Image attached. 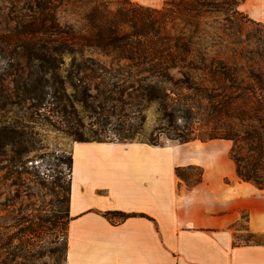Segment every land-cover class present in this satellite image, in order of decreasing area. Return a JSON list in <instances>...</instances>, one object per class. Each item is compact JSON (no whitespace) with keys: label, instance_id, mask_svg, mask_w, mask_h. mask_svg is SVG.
<instances>
[{"label":"trees","instance_id":"1","mask_svg":"<svg viewBox=\"0 0 264 264\" xmlns=\"http://www.w3.org/2000/svg\"><path fill=\"white\" fill-rule=\"evenodd\" d=\"M241 1L163 0L150 8L130 0H23L6 33L35 43L25 48L27 71L10 94L0 89V155L16 139L15 125L1 122L10 97L22 106L35 101L34 109L50 113L49 124L75 143H109L110 136L132 143L141 135L143 113L155 106L157 138L179 145L228 141L237 179L264 190V24L242 40L251 21L238 10ZM75 3H86L84 35L57 21L58 8ZM85 49L106 59L84 55ZM48 66L58 70L53 87L46 86ZM64 67L70 69L59 72ZM73 78L84 89L79 97ZM74 114L79 118L69 117ZM161 140L142 143L163 147ZM64 163L71 175V154ZM181 171L174 169L179 180ZM201 178L202 172L190 189ZM68 181L67 205L71 176Z\"/></svg>","mask_w":264,"mask_h":264},{"label":"crops","instance_id":"2","mask_svg":"<svg viewBox=\"0 0 264 264\" xmlns=\"http://www.w3.org/2000/svg\"><path fill=\"white\" fill-rule=\"evenodd\" d=\"M217 142L219 152L206 143H74L65 264H264V241L240 236L264 237V190L217 165L230 148ZM189 166L202 169L201 182L182 192L174 169Z\"/></svg>","mask_w":264,"mask_h":264},{"label":"rangeland","instance_id":"3","mask_svg":"<svg viewBox=\"0 0 264 264\" xmlns=\"http://www.w3.org/2000/svg\"><path fill=\"white\" fill-rule=\"evenodd\" d=\"M89 1L91 4L105 5L111 0ZM130 1L137 2L136 0ZM143 1L140 6L159 8L163 0ZM85 4L60 6L57 11L58 23L62 26L70 25L80 35H84L87 26L84 19ZM22 5L23 0H0V89L6 94H10L18 77L27 71L25 48L32 47L35 43L13 39L6 33L12 26H15L12 22L20 16V12H23ZM238 10L251 21L246 24L242 32L243 38L241 39L244 40V36L247 37L256 31V24H264V0H242ZM84 55L106 59L93 49H85ZM69 69V67H64L59 72ZM45 71H47L46 78L49 79L46 86L53 87L52 74L58 70L54 66H48ZM60 76L64 77L65 74L62 73ZM72 80L79 97V93L84 89L76 78ZM66 89L67 95L72 94L70 86ZM87 93L94 94L93 91H87ZM71 100H73L72 97ZM19 102L20 99L17 97L8 98L7 103L11 105L1 118L3 126L15 125L17 133L15 141L10 146L4 147L2 149L4 153L0 155V264H65L68 223L65 187L69 184L68 180L71 175H69L64 159L71 154V147L75 142L71 137L55 130L49 124L47 118L50 113L35 110V101H27L23 106ZM67 110L69 112L72 110L68 104ZM143 115L145 121L141 135L132 143H142L146 139L161 140V137L157 138V132L153 131L159 126L155 106L149 107ZM69 117L75 120L79 118L75 114ZM201 117L207 118L205 113ZM110 138L111 141H108V144L120 143L117 138L112 136ZM161 141L164 142L163 147L180 146L168 140ZM217 141L206 142L208 146L206 144L205 146L208 151L214 149L219 152L223 149ZM203 144L193 141L183 148L204 147ZM228 145L230 146L231 143L228 142ZM184 151L183 154L192 153L191 150ZM19 162H25V166H20ZM215 162L224 169L229 166L234 167L228 153L222 157H215ZM181 169L183 171L179 172V175L182 180H180L178 190L185 192L198 181L202 169L196 166L181 167ZM224 183L230 184L231 182L225 178ZM238 226L244 228V221ZM240 236L243 237L242 242L264 241V237L251 234Z\"/></svg>","mask_w":264,"mask_h":264}]
</instances>
